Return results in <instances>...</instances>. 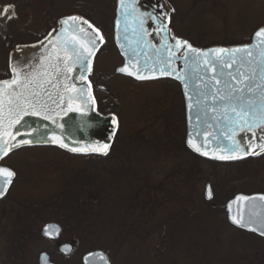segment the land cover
Segmentation results:
<instances>
[{
    "label": "rangeland",
    "instance_id": "obj_1",
    "mask_svg": "<svg viewBox=\"0 0 264 264\" xmlns=\"http://www.w3.org/2000/svg\"><path fill=\"white\" fill-rule=\"evenodd\" d=\"M19 1V10L15 12V16L5 14V28H7L9 36L13 37L14 42L16 43L20 41L29 43L35 41L39 35L48 31L46 25L47 23L52 27L55 26L57 21L61 19V16H63L67 10L70 12H72V10L75 11V9L81 5V2H83L82 0H61L62 2H56L55 8L53 9L50 7V0H41L40 4L44 3V6L42 7H40V5L36 2L39 0ZM95 1L100 2V0ZM101 1L102 2L100 4H96V7H94V17L100 23V26L105 28L107 26L105 25L107 17H104V13L111 12L115 14L117 6L116 8L112 6V3L116 0ZM174 1H176L175 5L182 4V8H184V10L181 13H185V15H188L187 13L190 14L192 21L185 23V25L190 27V29H188V27L186 30L184 29L183 34H186L187 32L188 34H186L185 37L191 38L192 42H194L197 46H205L206 44L219 45L224 43H245L250 40L258 27L264 25V0H202L200 2L201 6L212 8V13H209L212 15L207 16L208 18H200V15L195 17L196 13L190 11L192 9V0ZM2 3L4 6V2ZM71 7H73L72 10H70ZM195 18L196 21H194ZM1 19L3 18L0 17V25L3 22ZM228 22L231 24L229 27L226 25ZM198 25L199 27H197ZM109 28L110 26H108L106 30H109ZM225 28H227V30H225ZM110 32L111 30L106 35L110 39L108 45L109 47L107 49L108 51L104 55L100 56L97 61L96 67L98 73H112L116 71L118 67L116 65L119 63V58L113 49L114 47L112 46L113 44L111 41V35L113 33L111 34ZM1 40L2 38L0 37V49L2 51L0 60H3L0 62V72L4 70L6 71V68L4 67L5 51L3 50L5 48L2 46L3 42ZM109 82H113L112 84L116 88L112 89L111 87V94L113 95V92H116L118 96L115 95V97L122 99V104L125 103L127 106L129 105L132 107V110L130 108L128 110L130 115L126 114V119L122 118L124 120V125L129 123L126 121L129 116L132 115L136 117L139 112H142V107L145 105L148 110L149 105L153 106L156 102H159L158 97H161V95L167 91V85L172 87L176 85L172 82H168L166 84L162 83V88H160L161 84L136 87L132 85L130 81L118 77L114 81L109 80ZM133 120L135 121V119ZM126 130L127 129H122V131H124L123 134ZM146 151L150 152L151 156H148ZM146 151L137 148L138 158L144 162H152L155 160L152 157L155 153L153 152L151 154V151ZM188 159L190 163L194 160L191 157H188ZM259 160L230 166L222 164L221 166H217L210 165L209 163L203 164L205 171H209L210 173L203 177V184H201L198 191H201L205 195L206 185L209 183V176L213 172H216L215 175L217 178L213 185H215L214 193H216V198L219 203L228 201L232 194L242 190L243 192L250 194H254L255 192L264 193V158ZM8 163L13 166H17L22 174L31 178L29 183H26L24 188L21 187L23 188V195H30L37 199L36 203L38 205L45 206L51 200H55L53 198L56 197L57 191L61 190V188L63 190L67 189V187L70 186L68 181L71 177H73L71 170L74 168L80 169L86 161L82 160L81 157L78 158L76 156L60 152L57 149L48 148L35 150L28 149L16 153V155L14 154ZM171 163H174L173 167L175 169L181 164L177 160ZM155 164H161V161L157 160ZM141 173L142 172L140 170V172L135 174L140 175ZM47 174H50L52 180L48 179L50 177ZM155 178L157 183L164 182L165 184L167 176L162 175ZM139 179L142 180V178ZM189 181L192 180L190 179ZM38 182H41L42 184ZM150 182L151 181L144 183L138 179L131 181L132 186L135 189H140L142 185H148ZM31 183L36 184L30 185ZM180 183H178V188L173 187L174 185L167 188L165 187L166 192L174 199L176 197L180 198L182 194V197L179 200L177 198V200L180 201L182 199V202L185 201L182 207L189 211L190 221L186 222L182 217H176V219L172 220L175 215L173 214L175 213L174 211L179 210V208L177 209L175 203L171 204L169 200H167L166 206L160 208L158 207L159 205L153 203L155 199L154 194L156 195L154 189L161 188L163 185L158 188H154L153 190H151V188H149V190H144L140 193L142 196L140 198L141 200L139 205H143L144 207L145 205L148 206V212L150 215L145 216H151V220L146 224V227L143 225L144 228H142V230L145 232L144 235L146 236L157 229H159V231L157 233L155 232L153 237H150L145 241L136 240L128 235L122 240L119 239V242L121 243L119 244L117 251H112V264H264V241L255 240L256 243H254L253 246V249L255 250H253L250 255H246L248 251L252 250V247L246 249L244 246L245 242L252 240L247 239L246 235L241 232L237 233L229 226H226L227 223L224 219H227V214L224 216L221 214V217L216 215L214 218V214L207 213L210 210L205 206H196V204L192 201V199L196 197L194 192L183 191L184 189L180 186ZM128 187L130 190L131 186L128 185ZM124 190L125 192L128 191L126 189ZM16 192L20 191L17 190ZM127 196L130 195L127 194ZM138 202L139 201L135 202L134 205L138 204ZM151 204L152 207L150 209L155 212H150L149 205ZM210 205L213 209H217L214 202H211ZM193 206H196L197 208L193 209ZM0 207H2V205H0ZM200 213L209 215L212 219H209V217L206 216L205 218L203 217L199 220L198 216H200ZM135 219H131L130 223L133 221L135 223ZM142 221H144V219H142ZM165 221L167 222L165 223ZM175 224L180 226L174 227L173 225ZM123 227L124 228L122 230L128 229L127 225ZM107 232V234H104L105 237L102 238L101 242L103 244L108 242L110 237L116 238L119 236H117V229L116 231L112 230ZM165 232H168V238H166V245H163L166 241L162 240ZM64 236L65 235H63V237ZM69 239L76 245L70 264H76L78 258L81 259L82 256L86 255V253L92 252L89 247L91 246L90 242L85 244L78 243L72 236H70ZM111 243L112 242L107 243V245ZM3 246L4 244L2 243V238H0V264H5V259L2 258L3 253H9L11 251V248L9 247L10 245L6 239L5 247ZM56 249L55 245H52L51 243L49 244V242L43 240L36 241L33 247H25V251L34 252L31 256H35L36 259L39 258L41 253L46 252L52 255L54 259L58 260L61 256ZM172 254H174V257L170 256ZM9 257V264H14L12 262V257ZM253 258L257 261H254ZM19 261L20 259H18V262Z\"/></svg>",
    "mask_w": 264,
    "mask_h": 264
},
{
    "label": "trees",
    "instance_id": "obj_2",
    "mask_svg": "<svg viewBox=\"0 0 264 264\" xmlns=\"http://www.w3.org/2000/svg\"><path fill=\"white\" fill-rule=\"evenodd\" d=\"M50 1V7L54 9L56 2H62L64 0ZM82 1L83 2H81L80 6H78L76 9L74 8L75 11H73V7H71L70 10H72V12L67 10L63 14V16H61V18L70 15L82 16L86 20L90 21L93 26L106 30L107 26L105 28L103 26H100V23L94 17V7H96V4L98 5L102 1ZM201 1L202 0H192V9L190 11L196 13L195 17L200 15V18H208L207 16L212 15L209 14L212 13V8L201 6ZM2 2H4V6ZM36 2L40 5V7L44 6V3L40 4L41 0ZM165 2H167L169 5L172 6L173 9H175V11H170V30L173 32L174 36L176 35L181 39L187 40L196 47H234L248 44L251 42L252 37L245 43H224L219 45L206 44L205 46H197L194 42H192L191 38L185 37V35L188 34L186 31V34H183L184 29L186 30L188 27L185 25V23L192 21L190 14L187 13L188 15H185V13H181L184 10V8H182V4L175 5L176 1L174 0H166ZM19 4V0H0L1 10H3L5 7L14 6V11L17 12L19 10ZM112 6L116 8L117 0L112 3ZM112 14L113 13L111 12L104 13V17H107L105 25H107L108 21L112 22V20L114 19V14ZM194 21H196V18ZM226 25L227 27H229L231 24L228 22ZM197 27H199V25ZM261 27H264V25L258 27V29ZM188 29H190V27H188ZM225 30H227V28H225ZM105 77L108 78H106L108 80V85L112 87V89H116L112 84L113 82L110 83L109 80L114 81L117 77L120 78L121 76L117 75L114 71L112 73L107 74ZM162 83L166 84L168 83V81L144 84L149 86L161 84L160 88H162ZM166 90L167 91L164 94L162 93L163 95H161V97H158L159 102H156V104L153 106L149 105L150 108L148 107V110L146 108L147 106L145 105L144 107H142V112H139L136 117L132 115L129 116L127 118L128 120H126L129 122V125H124L123 120L122 125L119 127L120 129L117 134V137L114 140L113 148H111L112 151L108 157H81V159L85 160L86 163H84L80 169L74 168L71 170L73 177H71L68 181L70 186H68L67 189H64L65 191L61 188V190L56 192V197L53 198L55 200H51L47 203L46 206L52 205V207L48 208L47 214L43 216L42 219L44 220V222L41 223H45V221L57 222L62 226L64 230L63 235H65V237L70 238V236H72L74 240L82 244L90 242V250L104 251L110 256L111 261H113L112 251H117V248L121 243L119 242V239L122 240L128 235L129 237L135 238L136 240L145 241L148 238L153 237L155 232L157 233L159 231V229H157L146 236L144 235L145 232L142 230V228H144L143 225H145L146 227V224L149 223L151 220V216L146 217L150 215L148 212V206L145 205L144 207L143 205H139L141 200L140 198L142 196V194L140 195V193L144 190H149V188L153 190L154 188H158L159 186L163 185L161 188L154 189L156 195L154 194L155 199L153 203L159 205V208L166 206L167 200H169L171 204L175 203V206H177L176 208H179V210L174 211L175 213L173 214L175 215L172 220L176 219V217H182L185 219L186 222L190 221V215L189 211L182 207L185 201L182 202V199L178 201L182 197V194L180 198L176 197L174 199L169 195V193L166 192L167 187H171L172 185H174L173 187L178 188V183L181 182L180 186L183 187V191H191L194 192V195H196V197L192 199L196 206H205L207 209L210 210L207 213L214 214V218L216 217V215L220 216L222 214V216H224L225 214H227L226 204L236 195L253 194L243 192V190L238 191L237 193L232 194L228 201L219 203L215 193V199L213 202L216 204L217 209H213V207H211V202L206 201L204 194L201 191H198L200 189L199 187H201V184H203V177L210 173L209 171H205V169L203 168V164L209 163L210 165L217 166H221V164L206 161L205 159L199 158L189 152V149L186 145V117L184 112L182 111V107H178L179 104L176 100V97H178L179 95V88L176 89L175 86L172 87L167 85ZM113 95L115 97V95H117L116 92H113ZM129 108L132 110L131 106H127L125 104V108L124 110H122V112L125 113L122 115V118H125L126 114L130 115V112H128ZM133 119H135V121ZM122 129H127L124 134L123 132L125 130L122 131ZM137 148H140L143 151L149 150L151 151V154L154 152L155 154H153L152 157L155 160H153L152 162L142 161L140 158H138L139 156L137 154ZM146 154L148 156H151L150 152L148 151H146ZM188 157L194 159L192 163L188 161ZM157 160L161 161V164H155ZM176 160L181 164L175 169L173 167L174 163L171 162H175ZM140 170L142 173L140 175H136L135 173L140 172ZM215 173L216 172H213L209 176V183H212V185L214 184V181L217 178ZM162 175L167 176L165 184L164 182L157 183V181L155 180V177H160ZM139 178H142V180ZM134 179H138L144 183H147L149 181L151 182L148 183V185H142L140 189H135L133 188L131 183V181ZM190 179L192 181H189ZM128 185L131 186L130 190ZM124 189L128 190V193L125 192ZM257 193L259 194V192H255L254 194ZM127 194H129L130 196H127ZM168 196L170 199L168 198ZM137 201H139L138 204L134 205ZM149 206L150 209L152 207V204ZM196 206H193V209L197 208ZM152 211L154 210L150 209V212ZM119 214L121 219L119 218ZM206 216L209 217V219H212L211 216L206 215L204 213H200V216L198 217L199 220H201V218H205ZM131 219H135L136 222L134 223L133 221L132 223H130ZM142 219H144V221H142ZM224 220L227 223L226 226H229L232 230L236 231L237 233L241 232L242 234L246 235L247 239L252 240L245 242L244 246L246 249L252 247V250L248 251L246 255H250L251 252L255 250L253 249L254 243H256L255 240L264 241V239L254 234H250L241 231L233 226H230L226 218ZM166 222L167 221H165V223ZM125 225H127L128 229L122 230L124 228L123 226ZM173 226L179 227L180 225L175 224ZM20 228L21 227L16 228L17 230L12 237H17L20 234L18 232ZM23 228L28 229L27 227ZM116 229L117 236L119 235L118 237H116L117 239L114 237H110V240L103 244L101 241L102 238L105 237L104 234H107V231H116ZM1 236L2 232L0 230V238H2ZM166 238H168V232H165V234H163L162 240H166L163 245H166ZM97 242L101 244H98ZM110 242L112 243L107 245V243ZM173 255L174 254L170 256L174 257ZM253 260L257 261L254 258Z\"/></svg>",
    "mask_w": 264,
    "mask_h": 264
},
{
    "label": "snow or ice",
    "instance_id": "obj_3",
    "mask_svg": "<svg viewBox=\"0 0 264 264\" xmlns=\"http://www.w3.org/2000/svg\"><path fill=\"white\" fill-rule=\"evenodd\" d=\"M120 7L125 10L126 14L133 19L137 27L133 29L137 33L138 39L136 43L138 45H144L155 49L157 56L152 65L145 63L143 67L137 68L136 65L139 63L138 59L135 58V49L134 57L129 61L131 69L129 66L121 67L118 69L119 72L125 73L129 76H134L137 80H148L157 78L148 74L141 73H158L159 76H172L176 80L183 83L185 88V96L188 101L187 107L189 110H193L194 104L200 105L202 103V98L205 96H210L212 103V111H216V105H220V112L218 117L214 119L224 120L226 124L227 139L230 143L222 144L217 143L216 149L222 151L226 150V154L217 155L216 149L212 150V159L221 160V161H231L239 160L248 155H260L264 153V135L260 136V143H248L245 145L242 141L236 139L238 133L247 132L251 133L249 140L256 138L257 130H264V48L257 54H254L250 45L232 47V48H211L208 50H201L193 47L187 40H183L170 35V29L168 28V22L170 21V16L165 13L163 16H147L144 17L143 14H137L136 9L131 5L126 6L125 0H120ZM11 9V10H10ZM175 11V9H172ZM3 13L9 16H15L14 6L5 7ZM157 19L160 20L159 25H157L158 32L164 33V45L163 49L151 45L147 40L148 35L150 34L145 30L144 24L146 20L155 22ZM62 25L61 35L55 37L57 43L53 45L52 52L54 56L49 57L51 67H59L63 65V70L65 72L72 71V67L69 64V61H72L73 64L80 63L84 64L87 62V71H91V58L94 56L95 51L98 50L97 38L100 41H103L104 37L100 34V30L95 28L88 20L83 19L79 16H69L60 21ZM86 25L87 31L83 26ZM117 26H119L117 24ZM67 33V35H65ZM83 34V37L80 38L79 34ZM93 33L95 35H93ZM255 37L262 44H264V27L259 28ZM172 41L169 43V41ZM71 53V55H69ZM150 58V57H149ZM157 65H159L157 67ZM177 65L183 66L185 69L183 73L178 71ZM235 66V68H234ZM247 70L242 71L241 69ZM233 72H228L227 76L229 79L221 80L219 77H224L225 69H233ZM259 69L261 83H257L254 79L256 70ZM13 72H17L15 68L12 69ZM201 72L207 74L208 72L214 73L212 79L215 81V84H208L204 80ZM42 75H47V72L42 73ZM19 73L17 72V78L12 80H4L0 82V113L3 111V105L7 104L8 108V124L9 127L15 124H19L25 115L39 116L44 120H51L52 123H56L57 127L63 128V125L58 124L55 119L56 116L60 115V112L57 109H61V105L57 104L56 108H50L46 104L40 102H29L24 92H16L13 89V86L18 88H26L28 84L34 83L36 77L33 76L32 80H26L22 85L18 79ZM195 77L197 81L198 91L195 96L189 95V81ZM85 78V77H82ZM232 82H237L242 87H236ZM223 88L216 87L217 85L222 84ZM87 88H91V83L87 84ZM13 89L12 91H8ZM75 89L69 88L68 85H65L64 91H74ZM81 97L86 99H91L93 104L95 100L91 97L90 92L85 93L81 91ZM69 104L66 109H61L65 111H76L72 107V97H69ZM113 123H117L116 118L112 117ZM199 119V118H197ZM212 124H208V128L211 129ZM32 130H29L31 134ZM230 133V135H228ZM209 133L205 131H196L189 133L187 138L188 146L196 153H199L202 156H209V150H206L205 140L204 144H197L194 142V137H206ZM9 135V133L3 129H0V160H3L4 157H7L10 152L18 148L21 144L27 145L31 143L30 140H18L15 142H9L4 139V136ZM49 137L52 142L59 144L61 148H67L71 152H94L102 155H108V149L110 144L105 143L100 147H91L81 148V147H69L57 133L49 132ZM258 149V150H257ZM16 173L7 168L0 166V198L7 193L9 186L13 183V178ZM206 198L212 199V189L209 186L206 189ZM249 199H254L246 196H238L237 201H247ZM261 200H264V196L260 197ZM230 212V219L233 224L237 225L240 228H246L249 225L260 224V234L264 235V218L259 220L256 217V214L249 216L247 222H245L243 216L231 215L232 206L231 203L228 206ZM250 230L257 231L256 227H251ZM61 229L57 225H47L44 229V235L53 237L60 234ZM66 250L71 251V246L66 245ZM91 255V254H90ZM101 259L105 260L106 258L101 255Z\"/></svg>",
    "mask_w": 264,
    "mask_h": 264
},
{
    "label": "water",
    "instance_id": "obj_4",
    "mask_svg": "<svg viewBox=\"0 0 264 264\" xmlns=\"http://www.w3.org/2000/svg\"><path fill=\"white\" fill-rule=\"evenodd\" d=\"M125 5L126 6L131 5L133 8L136 9L138 15L142 13L144 17L150 15L162 17L163 14L165 13L169 15V13L167 12L168 10L165 7V2H163V0H125ZM169 8L172 11L173 8L171 6H169ZM159 23H160L159 19H157L155 22L146 20L144 24V28L146 31L150 33L147 37V40L150 42V44L155 45L156 47H159L162 50L164 45V33L158 32L157 25H159ZM117 24L119 26H117ZM114 25H115V34H114L115 44L121 54L120 56H122L125 61L122 67L129 66V69L133 70L131 69L129 61L132 60L134 57V52H133L134 49L136 50L135 58L138 59L139 61V63L136 65L137 68L143 67L145 63H147L148 65H152L155 61L157 53L155 52L154 48L147 47L144 45H138L136 43L138 37H137V33L134 32L133 29L136 28L137 25L133 21V19L126 14L125 10L120 7V0H118L117 2L116 20ZM83 27L87 31H91L87 29L86 25H84ZM61 28L62 25L59 22L58 27H56V29L53 30L50 33V35L44 38V40L41 41L40 43L31 45L30 47L29 46L18 47L17 50L11 54L10 57L11 78L8 80L10 81L13 78H17V72H18L19 73L18 79L23 85L26 80H32L33 76H35L36 77L35 82L28 84L26 88H18L17 86L14 85L13 89H15V91L18 93L23 91L29 102H40L46 104L50 108H56V105L60 104L61 109H66L67 105L69 104L68 98L72 97L73 98L71 101L72 107L77 110L67 111L65 114L64 110L57 109V111L60 112V115L56 116L55 119L57 120L58 124L63 125L62 129L57 127L56 123H52L51 120H44L41 119L39 116H32V115H25L19 124H15L9 127L8 124L9 106L7 104H4L2 106L3 111L2 113H0V129H3L9 133V135L4 136V139L8 140L10 143L18 140L26 139V140H30L31 143L27 145L21 144L18 148L10 152L7 157H4L3 160L7 159L10 155H12L13 153L19 150L26 148H33V147L34 148L56 147L69 154L75 156H86V157L93 155L107 157L110 155L112 151L111 148L113 147V142L115 137L117 136L118 127H119L118 119L113 115L107 117L100 115L97 112V108H95L96 102L93 104L91 99H86L85 97H81L80 95L81 91L85 92L86 94L90 92L91 97L94 98L92 85L91 88L88 89L87 84L90 82L89 77L93 76L94 74V68H95L94 66L97 58L96 56H98L99 52L104 47L103 45H105V37L100 32V34L104 37V39L103 41H100L97 38L98 50L95 51L94 56L91 58L90 72L86 70L87 62H85L84 64H80V63L73 64L72 61H69V64L72 67V71L65 72L63 70L62 64L59 67L54 68L50 66V61H49V57L54 56L52 52V48L53 45L57 43L55 37L61 35ZM168 28H169V22H168ZM65 35H67V33H65ZM93 35L95 34L93 33ZM79 37L82 38L83 34L82 33L79 34ZM251 39H252L251 42L248 44L234 46V47L250 45L254 54H257L258 57V53L261 50V48H264V44H262L259 40L256 39L255 34ZM171 42L172 41L170 40L169 43ZM190 44L193 47L201 50L217 48V46L210 48H200L194 46L192 43ZM223 48H232V47H223ZM69 55H71V53H69ZM158 66L159 65H157V67ZM13 68H15L17 72H13L12 71ZM177 68L178 71L181 73H183L185 70L181 65H177ZM234 68L225 69L226 75L224 77H219V78L221 80L224 79L230 80V77L227 76V73L233 72ZM241 70L242 71L247 70V66H245V69H241ZM45 72H47V75L46 76L42 75V73ZM117 72L122 76L132 78L134 79V81L136 80L139 82H154L159 80L166 81V79H169V80H174L178 84H180L183 91L182 94H184L185 103H186L187 138L189 136V133L193 132L194 129L196 131L206 130L209 134L206 137H200V138L194 137V142L197 144H204L206 140L207 143L205 144V148L206 150H209L210 154L209 156H202L199 153L194 152L186 142L187 148L198 157L206 158L212 161L223 162L221 160L212 159L211 155H212V150L216 149L217 143H222V144L230 143V141L227 139V135L225 134L227 122L224 120L217 121V119H214V117L219 116L220 105L217 104L216 111L213 112L212 111L213 101L210 96L203 97L202 103L200 105L194 104L193 110H189L187 107L188 101L185 96L184 85L180 81L176 80L174 77L172 76L161 77L158 75V73H141V74H148L157 77V78L141 81L135 79L134 76H129L119 71ZM201 75H203L204 80L208 82V84L210 85L215 84V81L212 79L214 73L208 72L207 74H204L203 72H201ZM254 79L256 80L257 83L262 82L260 78L259 69L256 70ZM232 83L235 84L236 87L243 86L237 82H232ZM65 85H68L69 88H73L75 90L65 92L64 91ZM196 85H197V81L195 77H192V79L189 81V89H188L189 95L192 96L196 95L198 91ZM216 87L223 88L224 85L222 83L220 85H217ZM13 89H9L8 91H12ZM112 117L116 118L117 123L115 124L113 123ZM208 124H212L213 127L209 129ZM29 130H32L31 134H29ZM49 132L57 133L61 137V139L69 145V147H81V148L90 149L91 147H100L103 144L108 143L110 144V147L108 149V155L105 156L91 151H88L86 153L71 152L67 148H61L59 144L52 142L48 135ZM228 135H230V133ZM251 135H252L251 133H247V132L238 133L236 139L242 141L245 145H247L248 143L258 144L260 143L259 137L264 135V130H257L256 138L249 140L248 138L251 137ZM216 154L217 155L226 154V150L222 151L220 149H216ZM260 155H264V153H261ZM249 156L250 155L244 158H248ZM3 160H0V164L2 163ZM15 177L13 178V182L15 180ZM12 184L9 186L6 194H8L9 191L11 190ZM206 186H207L206 189L209 186L212 189V199L206 198V193L204 195L205 199L208 202H213L214 200L213 186L211 184H208ZM6 194L3 196V198L6 196ZM241 195L254 199H249L247 201H237V197ZM261 196H264V194H252V195L238 194L233 199H231L226 204V213H227L226 216L228 218V222L230 223V226H233L241 231L254 234L264 239V235L260 234L259 223L255 225H249L246 228H240L232 223L228 208L229 204L231 203L232 206L231 215L237 216L238 218L239 216H243L245 222H247L249 216L252 214H256V217L259 220L260 218H264V200L260 199ZM3 198H0V200ZM48 225H57V224H48ZM251 227H256L258 230L252 231L250 230ZM59 228L62 231V228L60 226ZM44 229L42 235L45 238L53 239V240H58L60 238V234L58 236H53V237L44 235ZM66 245L71 246L70 252L66 250L65 248ZM66 245L63 246L62 252L64 253V255H70L71 253H73V245L71 244H66ZM101 255L106 259L102 260ZM110 262L111 260L107 253L101 250H96L86 254L83 258L82 264H112ZM40 264H54V263L51 262V259L47 254H44L41 257Z\"/></svg>",
    "mask_w": 264,
    "mask_h": 264
},
{
    "label": "flooded vegetation",
    "instance_id": "obj_5",
    "mask_svg": "<svg viewBox=\"0 0 264 264\" xmlns=\"http://www.w3.org/2000/svg\"><path fill=\"white\" fill-rule=\"evenodd\" d=\"M167 6V5H166ZM4 8V7H3ZM2 8V9H3ZM117 11V9H116ZM116 11L114 14V19L111 21H108L107 23V27L110 26L109 30H105V29H100V32L103 34V36L105 37V45H103L104 47L102 48V50L100 51V53L98 54V56H96V66H97V61L100 58V56L104 55L105 53H107V49H108V45H109V37L106 36L107 33H109V31L111 30V41H112V46L114 47L113 49L115 50V52L117 53V56L119 58V63L117 67L120 68L121 66L124 65V60L123 58L120 56V53L116 47L115 44V40H114V34H115V20H116ZM0 14H1V20H3L2 22V26H0V37L2 38V42H3V47L5 49H3L5 51V62H4V67L6 68V71H1L0 72V82L4 81V80H8L11 77V72H10V57L11 54L13 52L16 51V49L18 47L21 46H31V45H35L40 43L41 41L44 40V38H46L48 35H50V33L56 29V27H58L59 22L64 19L67 18L69 16H65L62 17L60 20L57 21L55 26H50V24H46L47 25V32L42 33L41 35H39V37L29 43V42H25V41H20V42H14V38L9 36V32H7V28H5V14L3 13V10L0 9ZM70 16H75V15H70ZM170 16V21H171V13L169 14ZM82 17V16H80ZM84 18V17H82ZM96 27V26H95ZM170 27V26H169ZM171 28V27H170ZM20 34V33H19ZM170 35H174L173 32L170 30ZM37 36V35H35ZM175 37L180 38L178 36L175 35ZM181 39V38H180ZM1 49H0V59H1ZM3 60H0V62H2ZM95 67L94 70V74L91 78V85L93 88V96L95 98V102H96V107L97 108V112L102 115V116H115L116 118H118L119 121V127L122 125L123 123V119H122V115L123 112L122 110H124L125 108V103L122 104V99H118L117 97H114V95L111 94V87L108 85V80L106 79L107 77H105L107 74L109 73H104V72H99L97 71V67ZM117 69L115 71V73L117 74ZM120 76V75H119ZM120 78L130 81V83L134 86H145L144 83H140V82H136L133 79L127 78V77H123L121 76ZM165 81V80H164ZM168 82H172L175 85L176 89L179 88V95L178 97H176V100L179 104L178 107H182V111L185 114L186 117V124H187V113H186V103H185V97L181 85L175 83L172 80H166ZM165 81V82H166ZM162 82V81H159ZM159 82H155V83H159ZM129 93V92H128ZM126 93V94H128ZM134 94V93H133ZM118 95V94H117ZM116 95V96H117ZM132 95V94H131ZM127 108V107H126ZM174 109V108H173ZM185 124V125H186ZM118 127V128H119ZM187 127V125H186ZM120 129V128H119ZM186 141H187V134H186ZM57 149L55 147H43V148H37V149ZM58 151H60L59 149H57ZM62 152V151H60ZM19 153V152H18ZM16 155V153H14ZM13 157L10 156L9 158L5 159L2 161V163L0 164L1 166H5L11 170H13L16 173V177L15 180L12 184V188L9 191L8 194H6V196L0 200V205H2V207H0V230L2 232V243L4 244L3 247H5V239L8 242V244L10 245L9 247L12 249L9 253L4 252L3 253V257L5 259V264H9V259L11 256L12 257V262L14 264H40V260L42 255L47 254L50 259L51 262L54 264H70V261H72V256L73 253L75 251V244L73 241H71L69 238H66L65 236L63 237L64 230L62 228V226L60 224H58L57 222L54 221H45V223H41L44 222L43 216H45L47 214L48 208L52 207V205L50 206H44V205H38L37 199L33 198L30 195H23V188L26 186V183H29L30 179L29 177L25 176L24 174H22L19 171V168H17V166H13L12 164H9L8 161ZM201 158V157H199ZM264 155H250L248 158H244L241 160H231V161H223V162H219V161H212L206 158H202L205 159L206 161L209 162H215V163H220L222 165H238V164H242L245 162H251V161H256L259 159H263ZM25 159V157H24ZM260 161V160H259ZM51 179L50 174H47ZM41 183V182H38ZM36 183H31L30 185H35ZM42 184V183H41ZM23 187V188H21ZM17 190H19L20 192H16ZM215 190V187L213 185V191ZM45 218V217H44ZM48 224H57L62 228V231L60 233V238L58 240H53V239H48L45 238L42 234H43V229L46 225ZM21 227L20 230H18V232L20 233L17 237H12L13 234L16 232V228ZM23 227H27L28 229H24ZM38 240H43L46 242H49V244L51 243L52 245L56 246V250L59 252V255L61 256L58 260L54 259L52 255L48 254V253H41L39 258L36 259L35 256H31L34 254V252H29V251H25V247L26 246H31L33 247V245L36 243V241ZM66 244H71L73 245V253H71L70 255H64V253L62 252V248L63 246H65ZM2 255V254H1ZM85 256V255H84ZM84 256H82L81 259L78 258L77 263L76 264H82L83 263V258ZM18 259H20V261L18 262ZM72 263V262H71Z\"/></svg>",
    "mask_w": 264,
    "mask_h": 264
}]
</instances>
